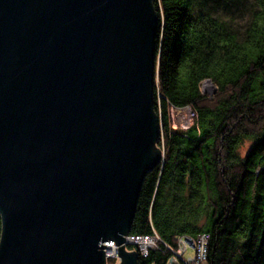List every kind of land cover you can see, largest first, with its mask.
Segmentation results:
<instances>
[{
    "label": "water",
    "instance_id": "1",
    "mask_svg": "<svg viewBox=\"0 0 264 264\" xmlns=\"http://www.w3.org/2000/svg\"><path fill=\"white\" fill-rule=\"evenodd\" d=\"M158 30L152 0H0V264H138Z\"/></svg>",
    "mask_w": 264,
    "mask_h": 264
},
{
    "label": "trees",
    "instance_id": "2",
    "mask_svg": "<svg viewBox=\"0 0 264 264\" xmlns=\"http://www.w3.org/2000/svg\"><path fill=\"white\" fill-rule=\"evenodd\" d=\"M152 1L163 158L144 179L130 234L160 242L148 256L127 248L138 264H186L178 239L209 234L206 264H264V0ZM184 108L192 123L174 128L171 110ZM2 228L0 214V243Z\"/></svg>",
    "mask_w": 264,
    "mask_h": 264
},
{
    "label": "built area",
    "instance_id": "3",
    "mask_svg": "<svg viewBox=\"0 0 264 264\" xmlns=\"http://www.w3.org/2000/svg\"><path fill=\"white\" fill-rule=\"evenodd\" d=\"M186 112L185 125L187 128L188 124L194 118V112L190 108H184ZM180 111V110H178ZM192 123V122H191ZM210 236L209 234H201L197 238L191 236H182L178 239V246L174 252L176 257L185 262L186 264H206L208 256ZM160 237L156 234L151 235H127L125 236V246H134L137 252L141 256H148L151 250L158 247ZM106 245V258L107 260L117 259V253L119 250L118 244L115 241L110 240L104 243Z\"/></svg>",
    "mask_w": 264,
    "mask_h": 264
},
{
    "label": "rangeland",
    "instance_id": "4",
    "mask_svg": "<svg viewBox=\"0 0 264 264\" xmlns=\"http://www.w3.org/2000/svg\"><path fill=\"white\" fill-rule=\"evenodd\" d=\"M203 92L204 94H207V95H213L215 93V89L209 84L207 83L206 81L203 83ZM186 112L185 110H171V120H172V124H173V127H186V125L184 124L185 121H186ZM192 122V121H191ZM191 122H189L188 124L190 125ZM251 147V143L250 142H247L243 149H242V153L243 155H246V153L249 151ZM112 260V259H111ZM109 263L107 262V264H110V260H108Z\"/></svg>",
    "mask_w": 264,
    "mask_h": 264
}]
</instances>
